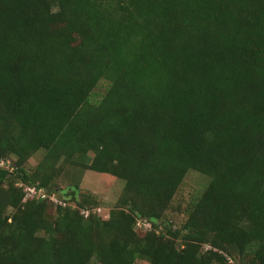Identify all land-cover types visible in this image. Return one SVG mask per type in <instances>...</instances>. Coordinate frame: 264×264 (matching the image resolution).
<instances>
[{
	"label": "trees",
	"instance_id": "obj_1",
	"mask_svg": "<svg viewBox=\"0 0 264 264\" xmlns=\"http://www.w3.org/2000/svg\"><path fill=\"white\" fill-rule=\"evenodd\" d=\"M1 159L0 264H264V0H0ZM68 168L124 181L114 208Z\"/></svg>",
	"mask_w": 264,
	"mask_h": 264
},
{
	"label": "rangeland",
	"instance_id": "obj_2",
	"mask_svg": "<svg viewBox=\"0 0 264 264\" xmlns=\"http://www.w3.org/2000/svg\"><path fill=\"white\" fill-rule=\"evenodd\" d=\"M108 84L102 81L93 93V102L99 101L105 94ZM43 154H37L29 161V167L32 168L38 165ZM80 181V188L83 192L92 193L100 200L101 207L109 210L116 205L123 189L125 182L110 175L99 174L88 171L82 175L77 170L68 168L60 177L58 182L62 190L69 187H74ZM210 179L196 173L189 172L180 187L177 195L174 198L172 209L168 213V218L176 226L180 225L186 218L185 209L187 206L197 200L205 191ZM93 264H98L93 261ZM136 264H149L146 261H137Z\"/></svg>",
	"mask_w": 264,
	"mask_h": 264
},
{
	"label": "built area",
	"instance_id": "obj_3",
	"mask_svg": "<svg viewBox=\"0 0 264 264\" xmlns=\"http://www.w3.org/2000/svg\"><path fill=\"white\" fill-rule=\"evenodd\" d=\"M0 172H7L8 175H13L15 173V167L13 165V161L11 159H1L0 160ZM19 187L24 188L26 193V198L32 199H41L47 201L51 206L54 208H68L70 205L67 203L66 200L62 199L58 192L56 191H49L44 187H37V186H29L18 184ZM102 208L97 209H82L81 215L85 218L90 217L92 214H96L98 216H103L107 219V215L103 214ZM136 228L138 230L149 231L151 230L150 224L147 219L139 217L136 221Z\"/></svg>",
	"mask_w": 264,
	"mask_h": 264
}]
</instances>
